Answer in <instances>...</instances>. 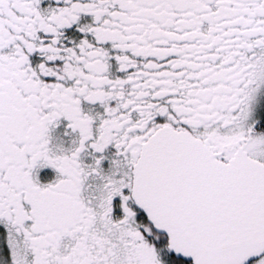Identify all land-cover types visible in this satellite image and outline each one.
Segmentation results:
<instances>
[{"label": "snow or ice", "instance_id": "obj_1", "mask_svg": "<svg viewBox=\"0 0 264 264\" xmlns=\"http://www.w3.org/2000/svg\"><path fill=\"white\" fill-rule=\"evenodd\" d=\"M0 264H264V0H0Z\"/></svg>", "mask_w": 264, "mask_h": 264}]
</instances>
